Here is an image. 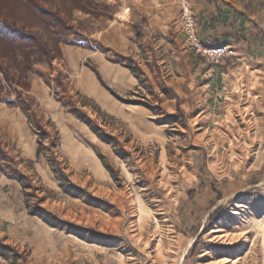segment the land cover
Wrapping results in <instances>:
<instances>
[{"label": "rangeland", "instance_id": "rangeland-1", "mask_svg": "<svg viewBox=\"0 0 264 264\" xmlns=\"http://www.w3.org/2000/svg\"><path fill=\"white\" fill-rule=\"evenodd\" d=\"M38 1L88 51L27 14L50 62L0 39V171L21 191L11 209L0 184V264H264V79L236 35L199 37L230 49L214 61L178 25L204 0Z\"/></svg>", "mask_w": 264, "mask_h": 264}, {"label": "crops", "instance_id": "crops-1", "mask_svg": "<svg viewBox=\"0 0 264 264\" xmlns=\"http://www.w3.org/2000/svg\"><path fill=\"white\" fill-rule=\"evenodd\" d=\"M69 0H61V2H68ZM138 2V0H136ZM157 5L160 4L156 3ZM124 5V4H123ZM138 6V4L136 3ZM194 9V13L198 14L197 19L199 25H197L198 36L202 40L207 39L208 45H213L211 42H216L224 34H235V41H229L227 45L234 47L236 60L247 62L251 67L250 73L255 77L260 74V77L264 79V0H216L210 1L204 0L199 2ZM120 8V7H119ZM160 9H158L159 11ZM74 13L81 14L82 11L73 7ZM61 13V12H60ZM85 16H88V12H84ZM214 16L215 19L209 22V16ZM215 21V23H214ZM73 22V21H72ZM220 25V29H216V26ZM202 30V31H200ZM236 30L242 33H237ZM200 31V32H199ZM240 35V36H239ZM60 37L66 38V43H69L71 39L74 44H66L65 42H59L58 48L66 55L70 49H75L78 54H85L88 51L87 45L80 46L79 42L82 40V31L76 26L63 30ZM91 37V36H89ZM79 39V40H78ZM227 42V41H224ZM85 43L91 45V40H85ZM258 73V74H257ZM262 84V83H261ZM263 88V84L261 86ZM19 124L22 119L19 117L12 118V123ZM21 125H23L21 123ZM2 137L0 136V142ZM2 147V146H1ZM0 184L3 187H7L6 197L7 203L11 209L16 204H19L21 198L20 184L11 180L0 171Z\"/></svg>", "mask_w": 264, "mask_h": 264}, {"label": "trees", "instance_id": "trees-1", "mask_svg": "<svg viewBox=\"0 0 264 264\" xmlns=\"http://www.w3.org/2000/svg\"><path fill=\"white\" fill-rule=\"evenodd\" d=\"M22 14L31 16L46 27H58L59 31L66 28L63 19L57 12L46 8L38 0H0V39L5 40L14 49L23 50L27 59L29 55H33L50 62L54 58L53 50L38 32L28 30L26 26L18 23ZM11 81V74L0 62V100L3 83H11ZM0 154H4L1 144Z\"/></svg>", "mask_w": 264, "mask_h": 264}, {"label": "built area", "instance_id": "built-area-1", "mask_svg": "<svg viewBox=\"0 0 264 264\" xmlns=\"http://www.w3.org/2000/svg\"><path fill=\"white\" fill-rule=\"evenodd\" d=\"M178 25L180 31L186 36L190 46H192L196 52L208 54L211 59L215 58L214 61H217V59L225 53H231L226 45L217 48H209L202 44L196 29L193 11L191 6L186 2L180 7Z\"/></svg>", "mask_w": 264, "mask_h": 264}, {"label": "bare ground", "instance_id": "bare-ground-1", "mask_svg": "<svg viewBox=\"0 0 264 264\" xmlns=\"http://www.w3.org/2000/svg\"><path fill=\"white\" fill-rule=\"evenodd\" d=\"M126 16V15H125ZM68 54V57L70 56V57H73V56H71V54H69V53H67ZM238 207V206H237ZM236 213V212H235Z\"/></svg>", "mask_w": 264, "mask_h": 264}]
</instances>
